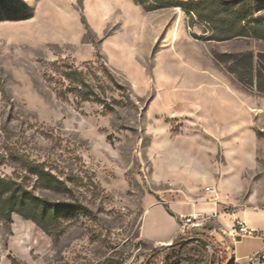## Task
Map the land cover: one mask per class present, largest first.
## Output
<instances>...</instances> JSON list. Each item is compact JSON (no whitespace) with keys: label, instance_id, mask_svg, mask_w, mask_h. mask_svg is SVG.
I'll list each match as a JSON object with an SVG mask.
<instances>
[{"label":"rangeland","instance_id":"rangeland-1","mask_svg":"<svg viewBox=\"0 0 264 264\" xmlns=\"http://www.w3.org/2000/svg\"><path fill=\"white\" fill-rule=\"evenodd\" d=\"M166 1L148 12L135 0H0V154L43 164L72 192L30 178L36 197L84 208L51 234L0 218V264H243L258 252L256 238L236 246L221 216L264 211V39L210 41L185 9L203 0ZM243 5L264 23V0ZM214 55L251 66L253 85ZM56 61L89 89L58 98L44 78ZM11 160L0 176L17 170ZM186 197L217 216L180 222L174 248L139 237L148 205Z\"/></svg>","mask_w":264,"mask_h":264},{"label":"trees","instance_id":"trees-1","mask_svg":"<svg viewBox=\"0 0 264 264\" xmlns=\"http://www.w3.org/2000/svg\"><path fill=\"white\" fill-rule=\"evenodd\" d=\"M244 1L237 0L224 3L219 0H203L190 3L189 8L185 9L192 18L213 28V35L208 39L210 41L219 42L232 38L251 37L264 39V23L254 19L250 13L246 12L247 10L243 5ZM135 2L148 12L169 5L166 0H135ZM249 17H251L250 20ZM224 34H227V36H223ZM232 57L214 55V59L217 62L226 65L230 63L227 66V70L236 76L239 82L246 80L247 85L252 86L254 76L250 62L249 74H242L239 70H244L242 63L234 57L233 62H229L228 59ZM49 69L50 73H45L44 78L58 98L64 99L66 94L73 91L81 95L80 90H78L79 86L89 89L83 72L74 66L66 64L63 61H56L49 66ZM55 77H58V79L56 80ZM64 82L68 83L66 88L64 87ZM89 95L94 96L96 101H100L92 92ZM9 157L12 159L11 161H16L18 166L12 177L0 176L1 219L9 221L11 215L16 214L25 220L32 221L48 234L59 230L61 225L78 219V216L84 210L81 206L49 203L36 197L27 186V180L34 178L36 180L35 184L40 189L69 198L72 197V192L68 188L66 180L53 174L43 164L36 163L22 156L13 157L0 154V167L8 162ZM176 245L174 242L171 247L174 248Z\"/></svg>","mask_w":264,"mask_h":264},{"label":"crops","instance_id":"crops-1","mask_svg":"<svg viewBox=\"0 0 264 264\" xmlns=\"http://www.w3.org/2000/svg\"><path fill=\"white\" fill-rule=\"evenodd\" d=\"M218 211L219 206L211 203H202L200 200H194L190 197H186L185 201L174 202L165 200L163 203H151L146 207L142 216L139 226V237L154 245H169L180 238L183 233L180 225V222H184L182 217L195 214L203 215V213L214 215L213 217H215ZM217 218L220 219V217ZM235 220L243 221L250 230H264V211L240 210L232 216H221V221L226 226H228V222L231 223V221ZM240 242L241 240L236 246ZM254 253L238 258L244 259Z\"/></svg>","mask_w":264,"mask_h":264},{"label":"built area","instance_id":"built-area-1","mask_svg":"<svg viewBox=\"0 0 264 264\" xmlns=\"http://www.w3.org/2000/svg\"><path fill=\"white\" fill-rule=\"evenodd\" d=\"M207 192H209L210 194H215L214 189H208ZM201 218L202 214L182 217L184 221L183 226H197V224H194V222H198ZM229 237L235 245L239 242L238 238H240V240L244 238L258 239L261 242V249L258 252L245 257L243 259V264H264V230H250L247 228L246 224L243 221L235 220L231 227ZM231 254L233 255L234 261L237 262V258L235 257V250L232 251Z\"/></svg>","mask_w":264,"mask_h":264},{"label":"water","instance_id":"water-1","mask_svg":"<svg viewBox=\"0 0 264 264\" xmlns=\"http://www.w3.org/2000/svg\"><path fill=\"white\" fill-rule=\"evenodd\" d=\"M238 241H240V238H238Z\"/></svg>","mask_w":264,"mask_h":264},{"label":"bare ground","instance_id":"bare-ground-1","mask_svg":"<svg viewBox=\"0 0 264 264\" xmlns=\"http://www.w3.org/2000/svg\"><path fill=\"white\" fill-rule=\"evenodd\" d=\"M232 216V215H231Z\"/></svg>","mask_w":264,"mask_h":264}]
</instances>
